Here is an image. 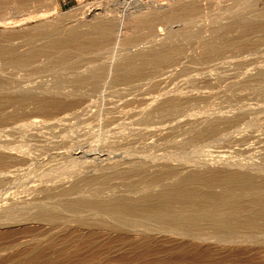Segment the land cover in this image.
<instances>
[{"label":"bare ground","instance_id":"obj_1","mask_svg":"<svg viewBox=\"0 0 264 264\" xmlns=\"http://www.w3.org/2000/svg\"><path fill=\"white\" fill-rule=\"evenodd\" d=\"M6 2L0 0L5 30L13 11ZM122 2L121 8L100 4L103 9L80 28L41 25L35 38L43 42L29 39L22 51L11 35L0 40V126L11 125L0 132L20 138L16 146L9 138L0 141L4 264H172L161 259V236L175 243L177 260L191 255L189 264H264V132L257 131L256 105L249 112L244 102L236 104L243 89L258 100L260 77L238 82L237 76L221 91L229 96L219 95L224 102L236 99L230 115L222 105L224 111L209 106L210 93L197 88L157 92L155 78L188 58L207 66L228 53L255 52L264 43V8L243 13L242 2L236 12L207 13L200 0ZM26 3L16 1L22 8ZM139 43L143 47L133 50ZM191 47L198 55L184 59ZM6 70L45 73L51 80L22 86L25 77L8 78L9 71L5 77ZM144 79L150 89L142 93L157 95H143L142 104L117 100V106L100 96L108 86L131 83L133 89V81ZM17 117L26 118L14 123ZM36 126L55 140L29 133Z\"/></svg>","mask_w":264,"mask_h":264},{"label":"rangeland","instance_id":"obj_2","mask_svg":"<svg viewBox=\"0 0 264 264\" xmlns=\"http://www.w3.org/2000/svg\"><path fill=\"white\" fill-rule=\"evenodd\" d=\"M16 1L17 0H7V2H6V4H5V6H6V8H7V10H9V8H10V10H12L13 9V11H9V13H7L6 15V17L5 18H7V17H9V19L10 20H8V18H7V20H6V22L8 21L9 23H11V24H9V28H7V30H5L4 29V26L3 25H1L0 26V32H1V34H0V37L2 36V34L4 35V36H2V38L0 39L1 41L3 40V38H11V37H14V39H8V40H10V41H13L12 43H14L17 47H18V45H21L20 46V50L22 51L23 49L25 50V49H27V47L29 46L28 44H29V39H36L37 37V39H39L40 37H39V34H40V32H37V30L38 31H40L39 30V28H42V26H43V28H44V26L46 27V28H48L49 26H52V25H54L55 23H61V25L63 26V27H77V28H80L79 26H80V24H82V22L85 20V18L86 19H88V17H91L93 14H95V13H98V12H100V10H101V5H103V3H104V5L106 4V5H108V3H109V5L110 4H114L113 6H117L118 7V5H121L120 3H121V1H123V2H125V4L126 3H128V1L130 2V0H113V2H112V0H110V1H108V0H50V1H47V0H44V3H40V2H38L37 0H27V3H26V5L22 8V7H20V6H18L17 4H16ZM107 1V2H106ZM149 1H151V0H141V2L142 3H145V2H149ZM154 3H157V4H160V3H163V2H166V0H152ZM247 1V3L249 4H247V3H245V1L244 0H221L219 3L220 4H217V3H215V2H212L211 0H200V2H199V5H200V7L202 8V11L203 12H207V13H209L210 11H212L213 10V13H217V11L218 10H216V8L218 9V8H220L221 10H227V9H230L232 12H236V11H238V10H240V7H242L241 5H240V3H242V2H244V3H242L244 6L242 7L243 9L241 10V11H243V13H248V11H250V12H252L253 10L252 9H254V11H259V10H261V9H263L264 8V0H246ZM115 2L117 3V4H115ZM122 2V3H123ZM87 3H89V4H87ZM101 4V5H100ZM97 5H98V7H97ZM104 5H103V7H104ZM123 5V4H122ZM122 5L121 6H119V8H121L122 7ZM90 6V7H89ZM115 6V7H116ZM16 7H20V9L19 10H14V8H16ZM52 7H55V11H53L51 8ZM87 7H88V9H87ZM101 7V8H100ZM12 8V9H11ZM95 8H97V9H95ZM86 9V10H85ZM103 9V8H102ZM208 10V11H207ZM252 10V11H251ZM44 11H45V13H44ZM216 11V12H215ZM54 12V13H53ZM45 14V17L44 18H40L39 17V15L40 14ZM52 13V14H51ZM39 14V15H38ZM210 14H212V12L210 13ZM209 14V15H210ZM49 15V16H48ZM91 15V16H90ZM30 17H31V19H30ZM27 18H28V20H27ZM35 18V19H34ZM12 19V20H11ZM26 20H27V22H26ZM30 20V21H29ZM45 20V21H44ZM57 20V21H56ZM46 21H49V23H47ZM12 22H14V23H12ZM22 23V24H21ZM42 23V24H41ZM12 24H14L13 26H11ZM202 23H200V25H201ZM208 24V22L206 21L205 23H204V25L206 26ZM16 25V26H15ZM38 25H39V27H38ZM42 25V26H41ZM3 26V27H2ZM36 27H38L37 29H35ZM42 28V29H43ZM164 29V28H163ZM36 30V31H35ZM2 31H8L7 32V36H6V32L5 33H3ZM137 32H138V30H136ZM165 31V30H164ZM163 31V32H164ZM37 32V33H36ZM9 33V34H8ZM11 33V34H10ZM39 33V34H38ZM36 34H37V37H36ZM163 35L165 34V33H162ZM162 34H161V36L160 37H162ZM9 35H11V37L9 36ZM13 35V36H12ZM33 35H35V36H33ZM34 37V38H30V37ZM40 36H41V34H40ZM27 37H29V38H27ZM36 37V38H35ZM159 37V38H160ZM164 37V36H163ZM162 37V38H163ZM25 39L27 40V41H25ZM36 39V40H37ZM20 40V41H19ZM22 40H24V41H22ZM33 41V43H34V45H36V44H38L39 45V43H41V42H43L42 41V39H41V41L40 40H37V41ZM22 41V42H21ZM25 42H27L26 44H25ZM24 44V45H23ZM141 44V45H140ZM25 45H27V46H25ZM139 46H141V47H139ZM143 47V44L142 43H139V45L137 46V47H135L133 50H136V49H139V48H142ZM195 47H193V49H192V47H191V49H192V52H190L189 53V50L191 51V49L189 48H187L188 49V51H186L187 53H188V55H187V53L186 54H184V56H183V58L185 57V56H187V57H191L193 54L196 56V55H198V53L196 54V52H198V51H196L195 53H193L195 50H197L196 48L194 49ZM256 50V49H255ZM247 51H249V50H246V51H242L241 53H242V55L241 54H237V55H235V54H230V53H228V54H226L225 55V58L224 59H220L219 61L220 62H218V60L216 61V62H213V64L214 65H212L211 64V62H209L208 64H207V66L206 65H204V63L202 64V63H198L196 60H194V59H190V58H184V59H187L188 61L186 62V60L184 61L182 58H181V60H183L184 62H186V64L184 65V63H183V61H182V63H181V61L180 62H178L173 68H172V66L171 67H168V68H164V69H161V76H158V77H155V78H160V80L159 79H157L156 81L158 82V83H160V84H158V85H160V88H157L156 89V91L157 90H162L163 89V87H164V89H163V91H169V92H171V91H186V90H192L193 89V91H194V93H195V91H196V88H197V93L198 94H202V95H209L208 93H210V95H211V99H212V101L210 102L211 104L209 105V106H213V107H215V109L218 107V109H224L223 107H226L224 110H222V111H224V112H226V114L228 113V115H230L231 113H229V110L231 109V103H235L236 102V99H234V96H232L231 98H229L230 99V103H228V97H224L223 95H222V93H221V91H223V93L224 92H226V90H227V88L229 89V88H231L232 87V85L233 84H235L236 83V81H238L239 82V79L241 80V78L244 80V79H246L247 77H252V74H253V76L255 77V75H256V77H257V75H258V78L260 77V86L262 87V90H263V92H264V43H261V44H259V45H257V50L254 52H251V51H249V52H247ZM193 53V54H192ZM253 53V54H252ZM192 54V55H191ZM192 56V57H195V56ZM228 55V56H227ZM240 55V56H239ZM230 56V57H229ZM234 56V57H233ZM106 57H108V56H106ZM105 57V58H106ZM105 58H102V60L100 59V60H97V61H105ZM243 60H242V59ZM107 60V59H106ZM191 60L193 61V62H191ZM194 61H196L197 63L195 64V62ZM244 61V62H243ZM179 63H181L180 65H179ZM188 63H191V64H188ZM192 63H194V64H192ZM216 63V64H215ZM222 65H221V64ZM244 63V64H243ZM187 64H188V66H187ZM209 64H211L212 66H208ZM219 66H218V65ZM182 65V66H181ZM217 65V66H216ZM240 65V66H239ZM178 66H181L180 67V69H179V67ZM205 66H206V68H205ZM213 66L215 67L213 70H211V68H213ZM184 67H186L184 70L182 69V68H184ZM239 67V68H238ZM206 69V70H205ZM216 69V70H215ZM238 70V71H236V70ZM207 70H209V71H207ZM9 71V75L7 76L8 78H12V77H14V75H16L17 73H12L11 72V70H8ZM8 71L6 70V72L4 71V75H5V77H6V75L8 74ZM27 71H31V70H27ZM27 71H22L21 73L20 72H18V76L16 75L15 77H18V79L19 80H21L23 77H25V80L22 82V86H27L28 84H29V86L30 85H32L34 82H35V84H36V82H37V84L36 85H38L39 84V82L40 83H45V84H48L50 81L49 80H51V75H49V74H46V75H48V76H46L45 75V73H39L40 75H38V74H33V73H31V72H29V73H27ZM242 72V73H241ZM11 73H12V76H11ZM23 73V74H22ZM25 73V74H24ZM31 73V74H30ZM245 73H246V75H245ZM14 74V75H13ZM29 74V75H28ZM207 74V75H206ZM238 74V75H237ZM243 74H244V77L245 78H243ZM248 74V75H247ZM24 75V76H23ZM32 75V76H31ZM260 75V76H259ZM28 76V77H27ZM239 78H238V77ZM262 76V77H261ZM21 77V78H20ZM33 80H35V81H33L32 82V79ZM48 77H49V79H48ZM28 78V79H27ZM236 78H238V80L236 79ZM24 79V78H23ZM22 79V80H23ZM48 79V80H47ZM221 79V80H220ZM236 79V81H234V80ZM21 80V81H22ZM29 80V81H28ZM30 80H31V84H30ZM145 80V79H144ZM144 80H142V81H144ZM233 80V81H232ZM41 81H43V82H41ZM46 81V82H45ZM47 81H48V83H47ZM146 81H148V80H145L144 82H146ZM153 82H156L154 79L152 80ZM134 82V83H133ZM132 82V85L134 86V84H136V85H138V82L137 83H135V81H133ZM144 82H141V80H140V87L139 88H137V90H141L140 92H139V95L142 93V91L143 90H145L144 89V87H148L149 89H150V87H149V82H146V83H144ZM229 82V83H228ZM232 82V85H230V83ZM241 82V81H240ZM21 83V82H20ZM24 83V84H23ZM28 83V84H27ZM228 83V84H227ZM27 84V85H26ZM35 84H33V86H36ZM141 84H143V88L141 87L142 85ZM145 84V85H144ZM147 84V85H146ZM120 85V84H119ZM119 85H114V86H112L111 88H110V86H108V87H106V88H104V90H103V92H101V95L100 96H106V97H104L105 99L104 100H106L105 102H108V103H115V104H117V102H119V104L121 105V106H123L122 105V103L124 104V106L125 105H128V103H132V101H134L133 103H135V101L137 102V103H141L140 101H142V103H143V101H145L147 98H148V96H149V98L148 99H150L151 97H153V95L155 96V95H157V93L155 94V91H152V89H151V91H152V96H151V92H150V94L148 93L149 92V90L148 89H146V91H144L140 96L139 95H136V94H138L137 92V90H136V87H138V86H134L133 87V89H132V87H131V83H130V85H121V86H119ZM158 85H157V87H158ZM224 85H225V87H224ZM229 85V86H228ZM125 86V87H124ZM124 87V88H123ZM131 87V88H130ZM162 87V88H161ZM107 88L109 89V90H107ZM113 88V89H112ZM116 90H120L119 92L118 91H115V89ZM132 89L133 91L132 92H134V93H131V91H129L128 92V89ZM141 88V89H140ZM224 88V89H223ZM106 89V90H105ZM121 89H125L124 90V92L123 91H121ZM126 89H127V91H126ZM135 89V90H134ZM195 89V90H194ZM111 90H114L115 91V93L117 92V93H119V95H117V94H115V93H112V91ZM198 90H199V92H198ZM247 90L248 89H246L245 91H244V89H243V91L241 92V90H240V92H239V95H244L245 93H246V95H248L247 97L250 99V100H248L247 101V99H244L245 97H246V95H244L243 96V98H242V96H240V98H242V99H244V100H240V101H238V102H236V104H243V102L245 103L244 104V106L246 105V107L249 109V112H250V110H251V108H253V106H255L254 107V109H259V111H257V110H255V113H257V114H255V116H257L256 117V124L258 125V129H257V131L260 133H262V132H264V131H262V130H264V129H262V127H264V121H262V120H264V117H262L263 115H264V103L262 104V102L264 101V93L262 92L261 94L263 95H261L262 97H263V99H260V98H262L261 96L258 98V100H255V98L254 97H256V99H257V96L256 95H253V94H251L250 92H249V90H248V93L249 94H247ZM106 91H110L111 93H110V95L108 96V94H109V92H106ZM113 91V92H114ZM135 91H137V92H135ZM148 91V92H147ZM184 91V92H185ZM201 91V92H200ZM105 92V93H104ZM145 92H147V93H145ZM158 92V91H157ZM204 92V93H203ZM108 93V94H107ZM122 93H124L123 95H122ZM129 93H131V94H129ZM212 93H214V94H212ZM216 93V94H215ZM145 94H147V96L145 95ZM229 94V93H228ZM250 94L251 95H253L254 97H249L250 96ZM143 95H144V98H146V99H144L143 98ZM209 95V96H210ZM213 95V96H212ZM219 95H221L220 96V98H223L225 101L226 100H228L227 102H224L223 101V99H220L219 98ZM108 96V97H107ZM216 96V98H214ZM140 97H141V99H140ZM219 98V100H220V102L222 103V104H219V103H217V102H219V100H218V98ZM107 98V99H106ZM137 98V99H136ZM143 98V99H142ZM225 98H227V99H225ZM232 98L234 99V100H232ZM239 98V99H240ZM147 99V100H148ZM215 99H217L218 101H216L215 102ZM259 99L260 100H263L262 102L261 101H259ZM107 100H111L110 102L109 101H107ZM118 100V101H117ZM126 100V102H124ZM131 100V101H130ZM245 100H246V102H245ZM117 101V102H116ZM127 101H130V102H127ZM139 101V102H138ZM256 101H258V102H260L261 104H262V107H261V105H260V103H258L257 104V102ZM207 102V101H206ZM215 102V103H214ZM242 102V103H241ZM127 103V104H126ZM132 103V104H133ZM137 103H135V104H137ZM141 103V104H142ZM216 103H217V106H216ZM226 103H228L229 105L228 106H226V105H224V104H226ZM114 104V105H115ZM129 104V106H131V107H134V106H132V104L130 105ZM135 104H133V105H135ZM247 104H250V105H252L251 107H250V105H247ZM119 105V106H120ZM137 105H139V104H137ZM201 105H203V104H201ZM220 105H222L223 107H219ZM233 105H235V104H233ZM258 105V106H257ZM117 106H118V104H117ZM211 106V107H212ZM260 106V107H259ZM136 107V106H135ZM210 107V108H211ZM212 107V108H213ZM229 107V108H228ZM256 107H258V108H256ZM260 109H261V111H262V113H263V115H261L260 113L258 114V112H260ZM7 110V109H6ZM8 110L10 111L11 110V108L9 109L8 108ZM7 110V111H8ZM228 110V111H227ZM251 111H253V110H251ZM254 112V111H253ZM249 113L250 114V116H249V114H248V116L251 118V119H253V118H255V117H253L254 116V113ZM247 114H245V115H247ZM253 114V115H252ZM260 116V117H259ZM244 118V120L245 119H247V121L248 120H250V118ZM23 118H26V117H23ZM23 118H19V117H17L16 118V120L14 121L13 119L8 123V125L9 124H12L11 122H13L14 121V123L15 122H18L19 120H23ZM259 118H261L262 120H260L261 122H262V124L260 123V122H258L259 121ZM244 120L243 121H241V122H243L244 123ZM260 123V124H259ZM13 125V124H12ZM243 124L241 123V127H243L242 126ZM262 126V127H261ZM2 127V128H1ZM3 127H4V125H2V126H0V130L2 129V130H9V127H11V125H9V127L8 128H5L4 127V129H3ZM41 127H42V129H41ZM39 128V129H38ZM38 131H37V130ZM36 130V131H35ZM45 132H44V131ZM47 129H45L43 126H36L35 127V129L34 130H30V132L29 133H35L38 137H44V138H39V140H45V139H50L51 138V140H55V138H52L50 135H48V133H50V132H48V133H46L47 131H46ZM254 130V129H253ZM43 132V133H42ZM37 133H39V134H37ZM44 133H46V135L44 134ZM40 134H42V135H40ZM55 134V133H54ZM7 135L4 133L3 134V132H0V141H2V142H9L8 140L9 139H11L10 140V144L12 145V146H16V145H18V141L20 140V138H19V136H18V134H15V133H12V134H9V137L7 136ZM15 138V136H16V138H15V140L16 141H14V138ZM46 136L48 137V136H50V137H48V138H46ZM4 138V139H3ZM5 138H6V140H5ZM9 138V139H8ZM13 138V139H12ZM19 138V139H18ZM4 141H3V140ZM14 142V143H13ZM29 143H31L32 144V142H29ZM14 144V145H13ZM249 154V153H248ZM248 154H245V155H247V156H249ZM245 155H242V156H245ZM163 236H161V259L162 260H165V261H168V262H171L172 264H189L190 263V261L192 260V257H191V255H189V256H187V258L184 260V261H179V260H177L176 259V257H175V255L173 254V249L176 247V245H175V243L174 242H172V241H170V238H168V237H163L164 238V240H163V238H162ZM166 238V239H165ZM166 241V242H165ZM165 242V243H164ZM7 256V254H5V253H0V264H4V259H5V257Z\"/></svg>","mask_w":264,"mask_h":264}]
</instances>
